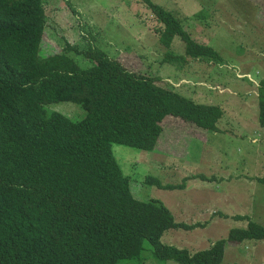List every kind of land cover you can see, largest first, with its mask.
I'll list each match as a JSON object with an SVG mask.
<instances>
[{
    "label": "trees",
    "instance_id": "trees-1",
    "mask_svg": "<svg viewBox=\"0 0 264 264\" xmlns=\"http://www.w3.org/2000/svg\"><path fill=\"white\" fill-rule=\"evenodd\" d=\"M42 1L0 0V264L142 261L146 241L157 264H221L228 245L263 241L264 225L249 217H237L247 226L230 229L207 249L190 252L161 241L169 229L203 225L176 222L159 200L135 199L111 146L153 151L166 117L214 131L223 111L160 86L95 47L67 45L45 54ZM142 2L162 25L163 47L170 49L177 38L192 61L220 60L174 13ZM68 51L90 66L81 67ZM57 102L75 103L85 116L73 121L47 109ZM257 102L264 127V81ZM186 180L163 184L147 176L144 184L184 190ZM258 181L264 183V176Z\"/></svg>",
    "mask_w": 264,
    "mask_h": 264
},
{
    "label": "rangeland",
    "instance_id": "rangeland-1",
    "mask_svg": "<svg viewBox=\"0 0 264 264\" xmlns=\"http://www.w3.org/2000/svg\"><path fill=\"white\" fill-rule=\"evenodd\" d=\"M174 13L196 42L210 46L220 60L192 61L177 38L160 44L162 25L142 0H43L46 28L42 50L95 47L130 71L156 79L196 103L223 111L214 131L168 116L153 151L112 144V152L137 200L161 201L176 222L201 224L193 230L169 229L164 244L190 252L207 249L233 228L251 221L264 225V127L258 123L257 90L264 81V0H151ZM81 67L90 63L75 51ZM73 121L85 112L75 103L48 105ZM203 175L206 179L190 178ZM147 176L184 190L144 184ZM142 261L157 264L146 241ZM165 264H176L167 261ZM221 264H264V240L228 245Z\"/></svg>",
    "mask_w": 264,
    "mask_h": 264
}]
</instances>
